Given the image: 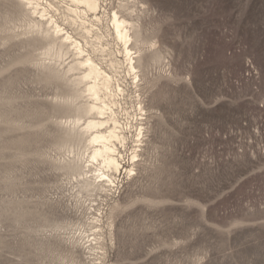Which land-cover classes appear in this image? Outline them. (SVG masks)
<instances>
[{
	"label": "rangeland",
	"instance_id": "374dc122",
	"mask_svg": "<svg viewBox=\"0 0 264 264\" xmlns=\"http://www.w3.org/2000/svg\"><path fill=\"white\" fill-rule=\"evenodd\" d=\"M138 2L163 64L142 82L135 174L91 204L104 237L95 257L67 242L85 216L52 167L55 91L13 64L32 50L0 33V264H264V0ZM122 78L121 118L135 126L137 94Z\"/></svg>",
	"mask_w": 264,
	"mask_h": 264
},
{
	"label": "bare ground",
	"instance_id": "6f19581e",
	"mask_svg": "<svg viewBox=\"0 0 264 264\" xmlns=\"http://www.w3.org/2000/svg\"><path fill=\"white\" fill-rule=\"evenodd\" d=\"M11 2L12 10L0 24V33H8L3 43L17 40L21 48L31 49L13 64L36 68L41 81L55 91L51 113L58 116L54 124L59 132L51 149L52 167L72 185L74 202L85 216L81 229L67 242L72 248L82 245L95 257V250H104V237L101 209L91 204L95 198L113 197L122 172H134L146 133L142 82L147 68L162 66V55L157 43L142 34L138 0ZM121 76L130 80L137 94L140 118L135 126L122 120V113L129 115L122 102L130 96ZM130 129L136 146L126 170L122 150Z\"/></svg>",
	"mask_w": 264,
	"mask_h": 264
},
{
	"label": "snow or ice",
	"instance_id": "6c2138e0",
	"mask_svg": "<svg viewBox=\"0 0 264 264\" xmlns=\"http://www.w3.org/2000/svg\"><path fill=\"white\" fill-rule=\"evenodd\" d=\"M7 179V177H5ZM6 264H15V261H7Z\"/></svg>",
	"mask_w": 264,
	"mask_h": 264
}]
</instances>
